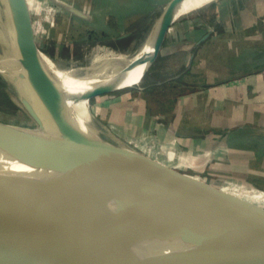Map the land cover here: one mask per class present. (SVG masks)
<instances>
[{
  "label": "water",
  "instance_id": "water-1",
  "mask_svg": "<svg viewBox=\"0 0 264 264\" xmlns=\"http://www.w3.org/2000/svg\"><path fill=\"white\" fill-rule=\"evenodd\" d=\"M8 2L17 32L15 50L21 67L19 75L40 108L49 132L29 134L0 122V150L30 167V171L22 172L0 168V207L68 190L111 193L145 206L133 211L132 217L149 210L196 228H212L206 240L230 258L226 264H264V212L186 178L138 152L85 139L61 117L45 91L26 1ZM175 19L161 30L148 66ZM29 109L32 112L31 106ZM36 120L45 129L41 121ZM58 216V213L27 211L16 222L21 229L18 239L43 236L39 228ZM44 236L58 241L71 252H88L98 246L77 234ZM146 259L148 264H160L154 256ZM0 264L87 263L45 250L21 248L0 251Z\"/></svg>",
  "mask_w": 264,
  "mask_h": 264
},
{
  "label": "bare ground",
  "instance_id": "bare-ground-1",
  "mask_svg": "<svg viewBox=\"0 0 264 264\" xmlns=\"http://www.w3.org/2000/svg\"><path fill=\"white\" fill-rule=\"evenodd\" d=\"M207 4L208 0L166 1L155 12L141 45L128 52L96 48L66 64L45 54L38 55L40 69L47 73L46 77L42 75L45 91L55 110L83 138L124 149L110 131L95 122L81 120L77 114H87L94 96L139 84L141 72L152 56V45L156 44L164 26L173 18L176 17V22ZM5 17L0 8V46L6 52L9 41L3 22ZM15 69H21L17 59H0V71ZM50 137L64 141L57 136ZM0 168L30 171V167L17 162L3 150H0ZM144 207L140 202L122 196L86 190H68L13 202L0 207V251L45 250L87 264H148V256H154L160 264H226L229 261L222 250L212 247L206 240L212 228H196L149 210L131 216L133 211ZM27 211L58 213L59 216L39 228L43 236L19 240L21 229L16 222ZM89 229L105 233L115 242L124 244L127 250L119 249ZM61 233L77 234L98 246L88 252H71L58 241L44 236Z\"/></svg>",
  "mask_w": 264,
  "mask_h": 264
},
{
  "label": "rangeland",
  "instance_id": "rangeland-1",
  "mask_svg": "<svg viewBox=\"0 0 264 264\" xmlns=\"http://www.w3.org/2000/svg\"><path fill=\"white\" fill-rule=\"evenodd\" d=\"M25 1L38 55L43 56L45 54L57 62L66 64L89 54L92 49L96 48H108L119 52H128L138 48L155 12L168 0L160 3L156 0H146L147 6L139 4L142 3L141 0ZM224 1L226 0H208V4L203 9L191 15H198L210 21L214 18L212 16L214 15L213 8ZM0 8L4 10L6 15L3 22L6 23L9 41V49L6 52L0 46V59L6 57L17 59L15 50L17 32L8 0H0ZM261 17L264 18V11ZM185 19L186 17H183L179 21L182 22ZM78 27H83L88 31L79 33ZM169 28L166 33L171 31ZM155 45H152V54ZM163 49L162 42L153 62L146 70L144 69L141 72L143 76L139 84L92 97L87 114H77L76 117L86 122H95L98 126L110 131L113 138H115L114 140L125 150L145 155L186 178L231 195L236 200L247 204L249 207L257 208L263 213L264 186L263 188L245 186V182H243L245 175L240 168L236 167L227 171L220 169L215 174L210 170L206 172L205 168L213 159L209 153L203 155V157H198V159L207 158V162L201 165L197 164V158L191 157V155L182 151L175 141L161 142L154 135L155 133H145L140 130L135 135L120 136L117 133L115 124L112 122L115 119L121 121L128 118L125 126L129 132L131 130L130 124L133 123L132 119L139 123L145 122L149 113L155 114L157 120L167 121L171 114L169 111L173 109V105H171L173 102L168 100L173 98L174 89L180 88L179 84L193 79L187 73L188 71L183 68L182 73L185 72V75L177 74L178 76L170 84H159L165 78L176 75L173 73L172 68L169 70L165 68V63L168 64V62L161 56ZM47 65L48 63H46ZM213 67L211 68L213 69ZM231 71L234 72L235 70ZM19 73L20 69L0 71V122L19 128L29 134L43 135V133L49 132L48 128H45L47 127L44 123L45 120ZM41 73L46 77L45 70H41ZM200 75L202 74L200 73ZM224 76L229 79H226L225 82L232 81L230 87L235 88L237 81H235V78L239 75L226 73ZM160 91L161 94H158L157 92ZM236 91H233L232 95H236ZM124 92L125 94H123ZM179 92H181V89H179ZM233 99L236 100L234 97ZM253 101L256 102L257 98ZM110 105L114 106L110 107ZM29 106L33 109L32 112L29 111ZM110 108L112 109L111 115H109ZM139 109L140 111H138ZM262 109H264L263 106ZM37 118L45 129L40 127ZM262 179L259 178V181ZM89 230L119 249L127 250L124 244L115 242L105 233Z\"/></svg>",
  "mask_w": 264,
  "mask_h": 264
},
{
  "label": "crops",
  "instance_id": "crops-1",
  "mask_svg": "<svg viewBox=\"0 0 264 264\" xmlns=\"http://www.w3.org/2000/svg\"><path fill=\"white\" fill-rule=\"evenodd\" d=\"M141 2L146 5V0ZM213 9L210 21L191 14L182 22L177 20L163 39L165 68H172L176 75L159 84H170L178 75H185L183 68L193 77L174 89L167 121L157 120L151 113L142 123L131 117L130 132L125 126L128 118L112 122L120 136L140 130L155 133L164 143L175 141L182 151L197 158V164L204 165L207 158L198 157L209 153L213 159L206 172L237 167L243 170L245 186L263 188L264 0H226ZM78 29L79 33L88 31ZM226 73L239 75L235 88L230 87L232 81L225 82Z\"/></svg>",
  "mask_w": 264,
  "mask_h": 264
}]
</instances>
